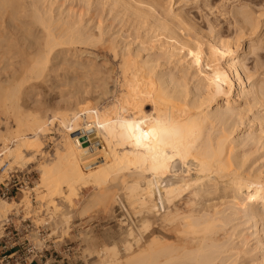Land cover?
<instances>
[{
  "label": "bare ground",
  "instance_id": "1",
  "mask_svg": "<svg viewBox=\"0 0 264 264\" xmlns=\"http://www.w3.org/2000/svg\"><path fill=\"white\" fill-rule=\"evenodd\" d=\"M137 12L141 17L151 16L148 12ZM175 14L166 20L173 23L178 17ZM241 21L248 25V28L245 26L247 30L257 27L249 17L243 16ZM37 22L48 32L44 54L29 63L31 66L27 64V69L20 68L25 73V80H6L10 84L5 85L9 92L0 97V106L14 109L5 114L9 113L7 121L15 124L0 132L2 155H8L15 165L30 164V158L42 149V135L55 122L59 126L68 124L69 129L66 128L70 131H64L71 135L51 161L40 164V181L31 190L41 192L38 196H41L42 203L44 199L57 202L56 207L61 205L65 208L64 215L70 219L86 214L92 206L102 207L101 204L110 198L113 199L110 200L114 210L118 211L123 205L133 210L134 216L127 224L126 235L123 232L120 250L115 246L98 249L96 245H90V253H95L92 258L97 259L95 264H240V252L231 244L225 229L221 228L227 224L226 221L213 207L204 204L205 197L214 199V195L219 193L226 198V191H231L235 205L262 223L264 231V170H244L245 160L235 151L241 143L232 136L235 128L231 132L223 128L214 134L215 125L208 126L214 120L229 124L239 114L235 105L244 98L264 105V84L249 88V67L242 63V58L248 56L246 52L258 58V48L255 51L249 46L248 50L241 52L238 41H229L218 35L213 36L214 39L210 36L208 46H204L205 51L200 40L191 43L175 37L165 48L167 59H174L177 51H182L185 56H193L198 63L203 61L204 68L198 78L207 87L205 94L197 99L188 97L185 89L178 90L179 86L171 88L170 83L176 75L171 79L165 78L164 73L157 75L154 60L140 63L125 49L119 60L122 87L120 92L117 91L116 99L109 103L106 100L113 91L108 86V78L114 71H109L107 66L102 68L108 77L102 84L101 97H108L100 101L103 106L100 112L94 110L96 106L93 109L85 102L79 106L84 109L77 112L64 109L33 117L22 111L19 104L14 107V98L27 81L42 87L43 79H50L49 61L52 60L47 53L61 44L62 39V36L54 35L42 15L38 14ZM167 23L160 26L166 30ZM83 27L68 24L63 37L64 42L70 45L65 51L73 52L77 58V70L82 69L87 74L88 68L93 71L99 56L89 48H96L101 40L98 37H102H97L98 32L87 33ZM176 60L179 64L185 62ZM3 87L0 85V89ZM233 96L236 97L233 99ZM219 99L225 100L227 107L214 110L213 105L218 104ZM147 100L152 102L153 113L144 111ZM71 104L69 102L68 107ZM125 112H131V115L127 118L122 115ZM8 142L13 145L8 146ZM8 166L3 169L8 171L11 167ZM90 188L93 193L85 196V190ZM112 188L118 192L111 193ZM27 192H22V200L16 202L17 205L21 206L26 200ZM78 198H81L80 209L76 210ZM182 200L186 202L184 208ZM11 207L12 201L0 199L1 223L23 212ZM11 210L13 212L8 214ZM86 238L89 239L88 236Z\"/></svg>",
  "mask_w": 264,
  "mask_h": 264
},
{
  "label": "rangeland",
  "instance_id": "2",
  "mask_svg": "<svg viewBox=\"0 0 264 264\" xmlns=\"http://www.w3.org/2000/svg\"><path fill=\"white\" fill-rule=\"evenodd\" d=\"M137 9L143 13H151V16L141 17ZM38 14L43 16L46 24H50L49 28L52 29L54 35L62 36V39L61 44L54 47L52 52L47 53L52 60L49 61L51 63L49 73L52 74L51 77L48 76L50 79L47 77L46 80L43 79L42 87L34 86L31 80L27 81L24 84L26 86L14 98V107L16 103L19 104L22 111L33 117H41L48 111L56 112L64 109L77 112L84 109L79 106L85 102H88V106L93 109L96 106L97 109L94 110L100 112L103 109L100 101L106 100L108 97L106 96L105 99H103L105 95L101 97V92L104 90L102 84H105L103 82L108 77L102 68L107 66L109 71H114L110 72L111 75L109 74L110 80L108 78V86L113 91L106 100L109 103L111 99V101L116 99L117 91L120 92L122 87L120 55L124 53L125 49L131 52L133 59L137 57L136 60H139L140 63L144 60H154L157 64L155 67L157 75L164 73L165 78L168 79L176 75V79L170 83L171 88L179 86L178 90L188 91V97H193V99L201 97L205 94L207 87L198 78L204 68L203 61L198 63L197 59L191 55L185 56L182 51H177L178 55L174 59L166 58L165 48L173 42L175 37L191 43L194 40H200L204 47L208 46L210 36L214 39L213 36L222 35V38L229 41L232 39L235 42L238 41L236 43L240 45L241 52L248 50L249 46L253 47L255 51L258 48L257 53L260 54L258 58L246 52L248 56L242 58V63L249 67L247 74L249 76L247 85H251L249 88L264 84V0H0V85L4 86L0 89V97L9 92H7L9 88L7 90L5 88V85L10 86L6 80L12 79L15 82L25 80V73L20 68L28 67L27 64L31 66L35 59L44 54L48 32L38 24ZM173 14L178 17L173 23H169L167 20ZM243 16L249 17L257 25L255 30H247L248 25L241 21ZM161 23L162 25L167 23L168 25H165L168 28L165 30L160 26ZM68 24H76L81 27L84 25V31L87 33L89 31L98 32L97 37H102H98L101 40L97 45L95 44L97 49L89 48L91 51L97 52L99 56L97 63L93 66V71L88 68L89 72L85 71L87 74H84L82 69L78 68L77 70L78 66H75L77 58L73 52L65 51L70 46L64 42L65 38L63 37ZM176 59H183L185 62L179 64ZM24 60H27V63ZM75 77L78 78L75 79ZM162 79L164 80V78ZM235 97L233 96V99ZM247 98L235 105L239 114L232 118L231 124H223L214 120L208 127L211 128L215 125L212 130L214 134L223 128L228 129V132L235 128L232 136L241 142L235 151L239 152L243 161L245 160L244 170L248 172L262 171L264 170V105ZM79 100L84 103L78 104ZM69 102L72 103L71 107H68ZM175 103L183 104L178 101ZM1 106L0 132L15 125L13 121H7L6 118L14 109L10 110ZM152 107V102L147 100L144 111L147 114L153 113ZM213 107L214 110H221L227 106L225 100L219 99V103L214 104ZM6 112L9 113L6 115ZM122 115L128 118L131 112H125ZM257 117L259 120L256 119ZM66 125L60 124V127L55 122L52 128L42 135V149L37 152L35 157L30 158L33 161L29 159L30 164L19 166L10 162L8 155H2L3 148L0 144V160H2V162L0 161V181H3L10 170L16 168L30 170L33 179L30 186L23 189V191H28V197H25L26 200L21 204L22 207L16 204L22 200V192H19L14 200L1 196L0 199L12 201L11 209L14 208L17 211L20 209L21 211L25 208L26 210L23 212L30 211L37 225L48 221L49 241L54 242L56 239L62 241L59 240L55 243V248L61 250L60 245L67 242V247H74L76 250V257L72 263L95 264L97 259L96 257L92 258V256L94 257L92 254L95 253H90V245H96L97 247H95L98 249L102 246H115L117 250H120L123 241L121 238L129 227L127 224L133 219L134 214L132 209L124 205L118 211L114 210V204L111 201L113 199L110 198L111 200L107 199L108 201L101 204L102 207L100 205L92 206L91 210L88 209V212H85L86 214L82 216L80 214L79 218H71V220L64 215L65 208H61V205L60 208H57V202L47 199H44L45 202L42 203L41 196H38L41 192H38V189L31 190L40 181V164L51 161L58 148L60 149L61 145L65 143L64 141L69 139L71 133L65 132L69 129ZM7 144L8 146L13 145L12 142ZM8 164V167H11L6 171L3 168ZM116 191L113 189L111 193L114 194ZM92 193V188L84 192L85 196ZM226 194H228L226 198L221 197L219 193L214 195V199L212 196H207L204 204L213 207L226 221L227 224L221 225V228L225 229L231 244L240 252V258H238L240 264H264L262 223L256 222L247 211L235 205L234 194L231 191L227 190ZM111 196L114 197V195ZM80 199L78 198L76 201V210L80 209ZM185 203L182 200V208L186 207ZM46 204L48 208H46ZM98 208L101 210L100 212L97 211ZM12 212L11 210L8 214ZM0 225H2L1 222ZM1 233L2 231H0ZM85 233L86 236H84ZM63 248L65 247L62 246Z\"/></svg>",
  "mask_w": 264,
  "mask_h": 264
},
{
  "label": "built area",
  "instance_id": "3",
  "mask_svg": "<svg viewBox=\"0 0 264 264\" xmlns=\"http://www.w3.org/2000/svg\"><path fill=\"white\" fill-rule=\"evenodd\" d=\"M32 180L30 170H10L0 183V196L14 200L19 192L30 186ZM48 225V222L35 224L30 211L5 220L0 227V264H76L72 263L76 257L74 247H67V242L60 245L61 250L53 247L62 241H49Z\"/></svg>",
  "mask_w": 264,
  "mask_h": 264
},
{
  "label": "crops",
  "instance_id": "4",
  "mask_svg": "<svg viewBox=\"0 0 264 264\" xmlns=\"http://www.w3.org/2000/svg\"><path fill=\"white\" fill-rule=\"evenodd\" d=\"M53 247H55V245H53Z\"/></svg>",
  "mask_w": 264,
  "mask_h": 264
}]
</instances>
